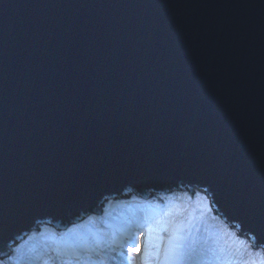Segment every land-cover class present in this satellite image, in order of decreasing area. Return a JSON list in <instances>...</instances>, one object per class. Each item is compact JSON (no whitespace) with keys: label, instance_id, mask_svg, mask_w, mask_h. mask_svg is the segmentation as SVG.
I'll use <instances>...</instances> for the list:
<instances>
[{"label":"water","instance_id":"water-1","mask_svg":"<svg viewBox=\"0 0 264 264\" xmlns=\"http://www.w3.org/2000/svg\"><path fill=\"white\" fill-rule=\"evenodd\" d=\"M168 184L264 221V0H0V258Z\"/></svg>","mask_w":264,"mask_h":264},{"label":"snow or ice","instance_id":"snow-or-ice-1","mask_svg":"<svg viewBox=\"0 0 264 264\" xmlns=\"http://www.w3.org/2000/svg\"><path fill=\"white\" fill-rule=\"evenodd\" d=\"M150 199H143V189L132 196V201L139 209L140 215L135 212L128 217L123 226L113 232L99 230L91 233L90 242L74 243L78 230L86 225L92 224L96 219L95 210L84 209L81 215H87L83 224L68 227L63 233L57 234L55 231L49 233L47 227L40 232L41 236L48 233V246L43 256L32 255L34 249L27 248L26 243L14 241L15 247L9 245L7 253V264H106L105 260L94 259L103 254L107 255V260L115 261V264H190L191 256L186 251V244L182 238L170 239L163 252L153 251L154 246L150 245L151 234L155 230L165 233L169 228L176 227V219L183 215L184 205L194 200H206L211 210V200H209L208 189L200 186L193 187L191 184L182 188L168 184L157 188L153 185L149 190ZM128 195H132L133 187L125 188ZM107 202V198L105 197ZM126 210H131L128 205ZM109 215L106 208L103 209V216L99 219L107 223L105 219ZM238 223L236 227L247 226V232L242 237L237 234L236 239L240 241V249L243 251V258L232 261L217 258L215 262H197V264H264V241L259 237L264 234V221L255 222L245 213L238 211ZM35 223H43L37 220ZM36 238V233L31 226L27 230V240ZM3 223L0 222V242H3ZM50 253V254H49ZM46 257V258H44ZM0 264H5L0 259Z\"/></svg>","mask_w":264,"mask_h":264},{"label":"bare ground","instance_id":"bare-ground-1","mask_svg":"<svg viewBox=\"0 0 264 264\" xmlns=\"http://www.w3.org/2000/svg\"><path fill=\"white\" fill-rule=\"evenodd\" d=\"M150 199V195L147 194L146 198L144 200ZM210 200V199H209ZM197 201V202H196ZM193 205L187 210V217H192L196 215V212L202 208L205 207V205L209 206L208 201L200 199V200H194ZM128 205H131V210H126L128 208ZM211 210H208V213L211 212L213 214V220L208 221L207 217H201L197 218L194 222L193 221H187L184 224H179L176 227L179 228V231H173L171 234H168V238L165 241H162L160 238V231L157 229L152 232L149 243L150 245L154 246L153 251H159L163 252V249L168 246L170 239H175L177 237L182 238L183 242L186 244V251L191 256L190 264H197V262H206V261H213L217 258L223 259V260H234V256L236 255V259L238 256L240 257V254L243 253V251H237L240 249V242L229 235V232H224V228H217L214 226V224H217V222H223L220 215L216 213L213 210L212 205H210ZM107 210L112 209L111 212V218L107 219V223L104 225L111 226L116 228V218L123 216L126 213L129 212H135L136 215H140L139 209L136 208L135 203L132 200H126L125 203H121L119 205H116V203H110L105 207ZM109 212V211H108ZM219 220V221H217ZM98 221V219H94V222ZM42 226L40 229L39 227ZM72 226V225H71ZM44 227H47L49 230V233L52 231H55L57 234L63 233L66 230H54L51 228L50 225H47V223H40L38 224V234H36V238L34 240L28 241L27 235L23 238L15 239L14 241H18L20 243H26L27 248L34 249V252H32V255L36 256L39 255L37 253L38 251H42L43 247L46 249L48 246V233H45L44 236L40 235V232L43 231ZM70 227V225L68 226ZM95 224H89L86 225L84 228H81L78 230L79 234H82L83 237L87 238V241L90 242L91 239V233L95 231ZM175 229V228H174ZM226 229V228H225ZM232 230H235L232 227ZM223 231V232H222ZM87 233L86 234L84 233ZM109 232V231H108ZM245 233H240L241 237ZM81 239L78 240V242ZM14 241L10 244L12 247H15ZM83 242V241H82ZM79 244V243H78ZM9 251V246L7 247ZM235 251V253H234ZM239 252L238 254H236ZM46 258V257H44ZM0 259H3L5 261V264H7V255L2 257ZM139 264V262H138Z\"/></svg>","mask_w":264,"mask_h":264},{"label":"rangeland","instance_id":"rangeland-1","mask_svg":"<svg viewBox=\"0 0 264 264\" xmlns=\"http://www.w3.org/2000/svg\"><path fill=\"white\" fill-rule=\"evenodd\" d=\"M196 202H197V201H196ZM193 203H194V202L191 201V202H188V203H186V204L184 205L183 215L177 217V219H176V226L179 225V224H184V225H186L185 222H187V221H193V222H194L197 218H201V217H207L208 221H211V220L214 219V218H213V214H212L211 212L208 213V210H209V206H208V205H207V206L205 205L204 208L198 210V211L196 212L195 217H194V216H192V217H187V210L193 205ZM132 214H133V213H128L127 215H125V218L130 217ZM101 216H103V210H102V211L100 212V214L97 216V217H98V223L101 224L100 226L103 225V222L99 219V217H101ZM107 218H109V216H107L105 219H107ZM86 219H87V218L84 219V222L86 221ZM217 221H219V220H217ZM84 222L80 221L79 224H83ZM214 226L217 227V228H219V229L224 228L223 231H224V232H229V235H230L231 237H234V238H236L237 234L240 233L239 231H236L237 229L232 230V227L226 225V224L223 223V222H219V223L217 222V224H214ZM67 227H68V226H67ZM67 227H65V228L67 229ZM225 228H226V229H225ZM64 230H65V229H64ZM173 231H175L174 228H169V230H168L167 232H165V233H160V234H161V235H160L161 240H162V241H165V240L168 238V237H167L168 234H171ZM223 231H222V232H223ZM45 250H47V248L45 249V248L43 247V250H42V253L40 254V256H42V255L44 254ZM234 253H235V251H234ZM238 253H239V252H237L236 254H238ZM49 254H50V253H49ZM107 255H110V254H107ZM107 255L102 253L99 257H96V258H95V256H94L93 258H94V259H97V260L103 259V260H105L106 264H115V261L107 260ZM236 257H237L236 255L233 257V258H234L233 261H236V260H239V259L243 258V253H241V254H240V257L238 256L237 259H236Z\"/></svg>","mask_w":264,"mask_h":264}]
</instances>
